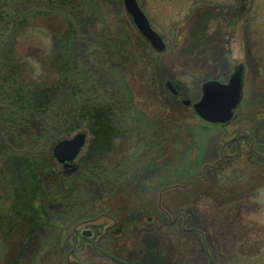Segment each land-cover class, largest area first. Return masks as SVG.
I'll use <instances>...</instances> for the list:
<instances>
[{
	"label": "rangeland",
	"instance_id": "obj_1",
	"mask_svg": "<svg viewBox=\"0 0 264 264\" xmlns=\"http://www.w3.org/2000/svg\"><path fill=\"white\" fill-rule=\"evenodd\" d=\"M100 1L105 5L96 2L93 12L87 4V10L82 12L78 2L65 7L56 6L53 0L47 7L34 4L33 0L27 6L18 5L23 2L18 0L14 9L8 7L9 14L32 18L19 31L14 45L0 47L1 58H9L25 78L17 82L26 91L31 90L28 84L36 88L49 86L46 68L49 62L56 61L54 50L61 44L58 35L75 30L79 34L72 43L77 50L75 72L88 70L100 78L99 85L91 89V75L80 77L85 104L93 105L94 99L102 95L110 98L105 102L120 99L118 93L125 92L122 88L126 86L133 105L126 102L129 107H123L122 115L115 114L118 136L111 142V149H106L103 160L90 159L93 136L86 128L77 130L79 127L71 136L84 133L87 141L73 161L74 171L66 174L50 158V151L45 159L38 158L42 166L53 163L54 171L65 173L64 180L78 188L80 195L75 199H80L76 200V207L70 208L67 221L63 220L65 226L75 223L61 234L49 231L57 246L44 253L43 227L30 238L23 228L21 237L26 235L25 241L16 234L6 237L10 248L5 257L0 256L1 264H10L17 258L23 245L27 264L34 257V264H60L56 263L60 258L61 264H264V128L253 140L248 139V129H253L249 124L239 129L247 119L258 125L264 122V118H255L261 110L264 113V0H191L196 5V15L181 31L173 29V21H186V2L140 0L167 45L161 53L153 52L137 30H125L122 17H117L118 28L111 31V0ZM35 10L41 14L34 16ZM140 47L143 55L132 60L148 66L149 78L165 77L176 90V96H166L167 106L159 98L148 105L139 96L145 86L129 82L119 66V56V62L124 58L129 61L128 52L138 54ZM235 64L243 65L245 71L242 105L231 123L209 125L193 108L202 96L201 84L208 80L226 83ZM65 94L69 96L68 90ZM0 101L3 102L1 98ZM162 115L169 120L165 122ZM159 119L162 120L157 125ZM29 125L30 131L39 136L38 119L32 117ZM24 132L27 136V130ZM249 135H253L252 131ZM14 136L12 128H6L0 119L4 149L29 155L24 149L30 144L24 139L17 141ZM164 136V153L150 147ZM43 146L39 143L36 148ZM103 153L100 151L99 155ZM43 181L47 182V178ZM49 209L53 211L55 204ZM137 220L145 222H136L133 227ZM109 228L111 232L122 231L115 239L111 236V250L101 249L96 241ZM89 233L94 238L93 245L78 248L80 236ZM181 253L185 261L177 259ZM159 254L163 260H159Z\"/></svg>",
	"mask_w": 264,
	"mask_h": 264
},
{
	"label": "trees",
	"instance_id": "obj_2",
	"mask_svg": "<svg viewBox=\"0 0 264 264\" xmlns=\"http://www.w3.org/2000/svg\"><path fill=\"white\" fill-rule=\"evenodd\" d=\"M15 1L18 2V0H0V47L6 44L14 45L17 41L19 31L28 26L30 24L29 22L32 20L31 16L26 14L17 15L15 12L12 14L8 13V7L14 9ZM22 1L23 2H20L18 5L27 6L31 3L30 0ZM33 1L34 4H42L46 7L50 6L52 3L51 0ZM53 1L56 3V6L65 7H69L77 2V0ZM95 7L96 4L93 2L89 10L93 12ZM35 11L33 13L34 16L41 14L39 10ZM67 31L68 30H66L64 34L58 35L61 44L55 47L56 50H54V59L56 61L52 63L49 62L46 68V74H49V86L42 85L36 88L35 85L31 86L28 84L31 90L28 89L29 91H26V88L20 86L22 84H18L17 82L18 80L24 81L25 78L17 72L13 64H10V61H8L9 58L4 59V57L1 58L2 55H0V98L3 101H0L1 123H3L6 128H12V131L15 132L14 138L16 137L17 141L24 139L26 144L27 142L30 144V146L24 149L29 152V155L20 153L14 154L9 152L8 149H4L1 142L2 138L0 140V256L2 258L7 253V248H10V243L4 239L8 236L12 237V234H16L20 239L24 240L27 233V238H30L39 228L43 227L46 233V236L41 242L44 253L46 249L52 250L57 246V244H55L56 241H53L52 235L49 236V231L61 234L69 228L71 229V224L75 223L72 222L70 225L68 224L69 226H65L63 220L67 221L70 208L76 207V200L78 201V199H80H75V197L80 195L78 188L74 187L75 185L72 182L68 184L64 180V173L54 171L53 163L50 165L44 164V166H42L38 158L45 159L48 155L46 154L47 151H50V155L51 148L57 141L71 136L75 129L79 127L77 130L86 128L93 136L89 144V150L93 154V158L90 159L93 160L98 158L103 160L104 156L107 155L108 150L106 151V149H111V142L118 136L115 132V114L116 116L118 114L122 115L123 107L127 108L133 105L132 97L126 93V86L122 88L125 92L122 93L121 91L120 94L117 92L120 99L116 97L113 98L111 102H105L110 98L102 95L94 99L93 105L88 103L85 104L83 101L84 96H82L83 89L81 88L82 82L80 81V77L83 79L91 75V79L88 80L89 85H92L91 89L99 85L98 79L100 78H98L97 73L92 75L88 70L86 73L75 72L73 61L77 50L73 48L72 43L79 37V34L78 31L75 30L70 34H68ZM139 49L140 52L138 54L131 55V53L128 52L126 57H128L129 61L124 58L119 62V56V60L117 59L118 63H120L119 66L123 68L124 73H126V79H128L129 82L132 80L133 83L139 82L140 87L143 85L145 86L144 90H141L139 96L147 101L148 105L159 98L162 100V104L167 106L168 103L165 102V100H168L167 95L169 94L164 86L163 78L161 77V80L149 78L146 74L149 71L148 66L143 65V62L132 60L134 58L138 59L140 54L143 55L144 52L142 51V47ZM123 57H125V55ZM147 63L150 64L152 62L147 61ZM139 65H141L142 68ZM23 68L26 69V67ZM90 68L93 71L95 70V67L90 66ZM41 80L44 81V79ZM124 80L125 77L121 79L123 83ZM43 83H48V81L45 80ZM118 84L119 82H116V86ZM65 90H68L70 97L65 94ZM62 93L65 95H62ZM4 100H7V107ZM120 100H124V103H121ZM126 102L129 106H125ZM261 111L258 117L260 119L264 118V113ZM32 117L38 119V125L40 126L39 136H36V132L30 131L29 122ZM162 118L165 122L169 120L168 116L162 115ZM161 120L162 119L156 121L157 125H160ZM82 123L83 125H81ZM256 124L257 123H249V126L253 128L248 129L249 133L252 131V136L247 132L248 139L250 138V140H253L256 134L258 135L259 125ZM157 125H155L156 129ZM243 128L245 129V127ZM262 128H264V122ZM244 129L243 131H245ZM25 130L28 132L27 136L24 135V133H26L24 132ZM154 132L157 134L155 127ZM169 133H166V135ZM166 137H169V135ZM166 139L164 136L162 141L154 145H149L151 148L156 147L160 149L161 152L159 153H164V150L166 151L164 147V143L167 141ZM39 143H44L45 146L36 148ZM100 151L104 152L101 156L99 155ZM91 152H89V154ZM42 153L44 156H40ZM95 154L100 157H97ZM51 157L52 156H50V158ZM84 159L85 158H83V160ZM89 166H91V163ZM86 171L88 173V170H85V172ZM61 176L63 178H60ZM44 178H47V182L43 181ZM64 186L66 189H64ZM37 202L40 204L37 205ZM52 204H55V209H53V211L49 209V206ZM133 223V227H135L136 222ZM25 227L26 235L21 237L23 236L21 232L25 233L23 230ZM121 231L122 228L111 232V228H109L106 235L103 236L104 240L99 242L98 246L102 249L111 250V236H118ZM51 242L52 244L49 246L48 244ZM93 243V238L90 239L89 237L82 236L78 248H83L86 245L90 246L93 245ZM24 244L26 245L25 242ZM24 248L25 246L23 245V249ZM117 248L118 247H115V250H118ZM22 250L17 258L10 264H27V258L22 254ZM183 255L184 254L181 253L177 259L183 258L185 261ZM1 257L0 264L2 263ZM157 257L159 260L162 258L160 254ZM35 259L36 257L32 258L29 264L35 263ZM60 259L56 260V263L61 264Z\"/></svg>",
	"mask_w": 264,
	"mask_h": 264
},
{
	"label": "water",
	"instance_id": "obj_3",
	"mask_svg": "<svg viewBox=\"0 0 264 264\" xmlns=\"http://www.w3.org/2000/svg\"><path fill=\"white\" fill-rule=\"evenodd\" d=\"M126 9L133 17L140 32L151 42L153 47L161 51L163 43L160 37L149 27V24L134 0H126ZM243 68H237L227 84L218 81H208L202 86V96L195 103L194 109L205 121L217 124H228L242 100ZM84 136L76 135L70 140L59 142L53 149V154L59 162L72 161L84 144ZM68 166V164H65Z\"/></svg>",
	"mask_w": 264,
	"mask_h": 264
},
{
	"label": "flooded vegetation",
	"instance_id": "obj_4",
	"mask_svg": "<svg viewBox=\"0 0 264 264\" xmlns=\"http://www.w3.org/2000/svg\"><path fill=\"white\" fill-rule=\"evenodd\" d=\"M98 1L101 2L100 0H79L82 12H85V9L87 10V7L89 9L93 2L96 4V2L98 3ZM135 1L137 2V5H138L139 9L146 16V18H147V20L149 22V25L155 30V25L147 17V14L145 13L143 7L141 6V3H140L141 1L140 0H135ZM184 2H186L187 5H188L187 15H185L186 16V21L184 20V18H183L182 21H177V22L173 21L175 23L173 25V27H174L173 29H176V30H179V31L182 30V27H184L186 25L189 26L191 24L190 21H192V19L194 18V15H196V5H194L191 0H183V3ZM86 4H87V7H85ZM102 4L105 5V2L102 3ZM117 17H122L123 18L124 25H125L124 26L125 30H134V29L137 30L136 24L133 23V21L131 20V18L129 17V15H128L127 11H126L125 0H111V27H110L111 31H113V30L118 28V27H115V25H116L115 21H116ZM117 21L120 22V19H117ZM96 26H102V25L97 24ZM162 39L165 42L163 37H162ZM238 66L239 65L235 64L233 66V68L231 69L230 74ZM228 76H230V75H228Z\"/></svg>",
	"mask_w": 264,
	"mask_h": 264
}]
</instances>
